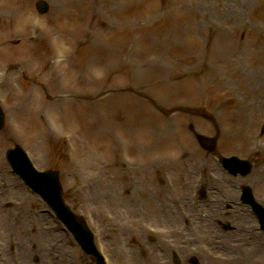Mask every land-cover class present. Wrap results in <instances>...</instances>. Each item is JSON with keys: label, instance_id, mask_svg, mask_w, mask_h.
<instances>
[{"label": "rangeland", "instance_id": "rangeland-1", "mask_svg": "<svg viewBox=\"0 0 264 264\" xmlns=\"http://www.w3.org/2000/svg\"><path fill=\"white\" fill-rule=\"evenodd\" d=\"M48 1L51 10L43 16V21L52 25L58 24L64 29L68 37L67 50L70 60H77L78 56V60L86 62L93 56L97 43L100 45V55L97 66L84 63L74 66V74L70 72V81L74 84L72 91H61L56 80L43 76L47 70L42 63L49 54L40 45V33L34 32L26 40L32 41L37 57L42 59L39 64L29 67L28 71L24 70L23 76L13 79L16 85L27 90L18 93L13 87H8L5 82L0 81V101L8 113V124L5 131L0 133V201L4 202L5 210L3 214L0 213V264H17L18 254L21 256V264H42L36 259L37 255L42 249H51V244L55 241L59 242L65 255L61 260L63 252L60 253L57 256L59 261H64V264H80V256L72 242L65 240L61 232H56L48 222L49 219L38 212V208L35 210V207L40 206L38 201L24 192L7 172L8 165L2 155L14 143L25 144L35 162L39 160L42 167L53 166L65 171L68 181L64 182V188L69 191V202L82 214L95 213L97 222L109 229L110 221L106 212L101 204L95 201V197H92L97 196V189L86 190L80 186L82 182H92L96 172L107 167L95 163L96 141L88 138L97 128L92 116L100 107L114 120L119 111L116 108L119 104L149 105L155 113L151 123L153 128H157L160 133L167 131L170 134L167 140V148L170 150L168 153L175 155L178 150L184 151L182 156L177 153L178 155L170 160L178 161L176 169L179 172L172 173L174 180L180 174L195 169H207V152L198 145L190 128L195 124L200 132L214 134L217 130L200 113L202 109L208 110L214 116L220 131V152L253 157L256 159V175L250 181L254 184L264 179V149L260 148L264 143V135L260 134L264 109L256 113L252 108L253 100L251 102V93L254 94L251 91L255 82H264V0ZM35 2L36 0H0V13H4L5 17L18 15L16 25L20 28L14 29L12 36L17 34L14 38L6 37L0 41L3 47L0 51L2 65L25 59L22 44L24 35L18 34V31L29 26L31 18L37 15L34 11ZM83 26H86V30ZM7 45L16 47L17 51L8 50ZM89 45H92L89 56L76 54L89 48ZM183 62H187L189 66L182 64ZM223 62L229 64L227 68H221ZM194 63L203 64V67L197 69ZM143 64L146 75L138 79V65ZM110 65L115 67L116 72L112 82ZM179 67L182 69L169 78L162 76L164 79L168 78L167 80L158 78L163 71L160 69ZM188 67L187 74L192 78L191 82L189 81L191 86L203 72H213L211 90L227 91L229 104L235 106H226L227 110L223 109L224 107L212 108L201 103L193 92L187 91L188 89L184 90L185 99L175 100V85L172 83L175 79L172 77ZM127 68L128 72L125 74L123 71ZM261 91L263 98L264 90ZM50 100L55 103L58 101L64 107L62 112L59 111L60 107L52 110L57 117L53 118L50 124L54 131H77L73 114H76V109L80 107V159L85 160L86 170H80L79 174L77 168L66 162L64 144L62 149L60 145L61 138H56L50 133L43 119L49 113L45 104ZM181 107L193 108L197 115L174 112ZM103 127L112 128V124ZM99 133L103 147L108 153L110 146L106 139L109 134L105 130ZM50 138L54 143L52 146ZM139 141L141 140L135 142ZM147 145L143 150L136 148V155L148 154L153 149V143ZM161 155L154 154L157 157ZM186 158L190 159L188 163L185 162ZM145 159L146 162L142 163L139 171L124 176L117 173L109 180L110 190L115 197L112 198V204L114 200L123 197L128 201L124 190L133 175L142 182L149 196L155 197L165 192L160 170L169 161L152 160L147 156ZM117 164V161L114 162V165ZM172 169L176 170H170ZM77 189H80V192H77ZM13 242L17 247L14 256L10 250ZM112 242L118 245L116 238ZM116 250L121 254L118 247ZM133 253L136 254V251L133 250ZM113 264L120 263L113 260Z\"/></svg>", "mask_w": 264, "mask_h": 264}, {"label": "bare ground", "instance_id": "bare-ground-1", "mask_svg": "<svg viewBox=\"0 0 264 264\" xmlns=\"http://www.w3.org/2000/svg\"><path fill=\"white\" fill-rule=\"evenodd\" d=\"M47 36V47L50 50V56L45 57L49 62V68H48V73L47 76L51 77L53 79L58 78L61 81V89H71V86L67 84V78L66 75L67 73L63 71L66 69L67 71L71 72L74 74V68L72 64L69 62V59L67 61H62V62H55L53 59L55 57L56 52L58 51V46L57 43H61V46L66 49V47L63 45V43L66 42V39H64V33L62 34L61 31L59 30H52L49 29L48 32L46 33ZM98 46H95V51H97ZM39 58H35L33 56H30L27 58L24 62L23 65H32L35 63L39 62ZM69 77V74H68ZM254 107L256 111L261 109V101L259 99V96H256L255 102H254Z\"/></svg>", "mask_w": 264, "mask_h": 264}, {"label": "water", "instance_id": "water-1", "mask_svg": "<svg viewBox=\"0 0 264 264\" xmlns=\"http://www.w3.org/2000/svg\"><path fill=\"white\" fill-rule=\"evenodd\" d=\"M25 171L26 170H22L21 172L26 173ZM45 180H46L45 184L44 181H41V182H36L37 185L34 184L31 178L28 181L32 185H34L48 200L56 202L58 200L59 191L56 188L54 179H52L50 176H46Z\"/></svg>", "mask_w": 264, "mask_h": 264}]
</instances>
